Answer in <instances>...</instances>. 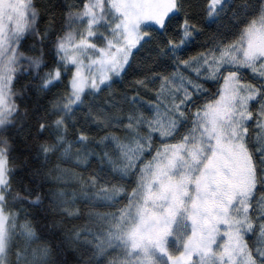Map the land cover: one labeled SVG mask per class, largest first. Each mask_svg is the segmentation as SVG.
<instances>
[{"label": "snow or ice", "instance_id": "snow-or-ice-1", "mask_svg": "<svg viewBox=\"0 0 264 264\" xmlns=\"http://www.w3.org/2000/svg\"><path fill=\"white\" fill-rule=\"evenodd\" d=\"M0 264H264V0H0Z\"/></svg>", "mask_w": 264, "mask_h": 264}]
</instances>
